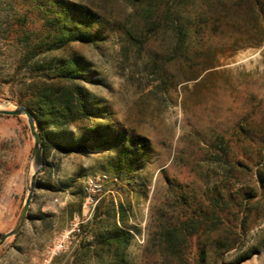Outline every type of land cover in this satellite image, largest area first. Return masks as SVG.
Segmentation results:
<instances>
[{
	"label": "rangeland",
	"instance_id": "obj_1",
	"mask_svg": "<svg viewBox=\"0 0 264 264\" xmlns=\"http://www.w3.org/2000/svg\"><path fill=\"white\" fill-rule=\"evenodd\" d=\"M113 5L115 15L124 18L130 13L127 3ZM29 10L24 0H0V105L7 104L8 109L24 106V88L31 79L26 67L18 68L25 37L33 39L41 31L40 21ZM234 23H221L219 35H229ZM104 34L106 44H74L72 50L99 74V83L87 88L109 112L113 125L150 140L144 165L128 184L112 172L106 150L50 151L22 230L0 246V264H98L94 237L111 228L107 213L119 206L126 210L122 228L132 236L126 251L129 263L158 264L162 255L152 239L154 217L167 197L170 201L178 187L198 193L216 184L235 187L243 181L235 169L227 176L222 172L214 157L219 154L215 141L223 136L229 144L225 160L233 162L239 150V159L249 160L253 146L243 133H264V41L255 47L221 50L213 70L202 72L195 81L180 75L168 84V65L161 72L145 68L146 52L138 59L131 55L125 59L119 51V34ZM152 46L163 49L160 41ZM32 146L23 117L0 116V234L14 226L22 208L33 172ZM248 166V174H254L256 167ZM100 175L106 176L103 192L92 213L84 216L85 181ZM255 200L259 204L251 210L241 245L211 257L209 264H264V194ZM73 223L79 233L69 235L64 249L53 254L55 243ZM191 244L185 256L195 264L197 248L195 241Z\"/></svg>",
	"mask_w": 264,
	"mask_h": 264
},
{
	"label": "trees",
	"instance_id": "obj_2",
	"mask_svg": "<svg viewBox=\"0 0 264 264\" xmlns=\"http://www.w3.org/2000/svg\"><path fill=\"white\" fill-rule=\"evenodd\" d=\"M24 1L40 21L41 31L33 39L25 37L18 68L26 67L31 79L20 102L33 114L43 162L52 150L70 154L103 149L111 154L112 172L128 184L143 167L151 142L113 125L109 112L87 88L99 83V74L72 45L100 47L107 43L105 31L117 32L124 58L138 59L146 52L145 68L161 72L168 65L169 84L180 75L195 81L202 72L213 70L217 53L224 49L235 51L264 41V0ZM119 1L130 5L124 18L114 14L113 4ZM226 20L236 22L234 31L220 36ZM156 41L162 50L152 46ZM243 137L253 146L249 160L239 159L240 150L233 162L225 160L231 148L223 136L215 141L219 154L214 156L226 176L235 169L244 177L240 184L224 182L198 193L178 187L160 206L152 238L162 255L158 264H189L185 253L192 241L197 248L195 264H209L211 257L241 245L251 210L259 204L255 198L264 194V133L244 132ZM250 164L256 170L249 175ZM44 187L52 189L49 184ZM125 214L121 206L112 209L111 215L107 213L111 228L95 235L98 264H130L126 251L132 236L122 228Z\"/></svg>",
	"mask_w": 264,
	"mask_h": 264
},
{
	"label": "water",
	"instance_id": "obj_3",
	"mask_svg": "<svg viewBox=\"0 0 264 264\" xmlns=\"http://www.w3.org/2000/svg\"><path fill=\"white\" fill-rule=\"evenodd\" d=\"M0 106V116L23 117L25 119L27 129L33 141V146L31 150V163L33 172L26 187V196L14 226L8 232L0 234L1 246L8 239L16 236L22 230L24 223L27 220L34 191L37 188V178L43 165V157L42 141L40 134L37 131L32 112L25 106L21 105L14 106L13 109H8L7 104H1Z\"/></svg>",
	"mask_w": 264,
	"mask_h": 264
},
{
	"label": "built area",
	"instance_id": "obj_4",
	"mask_svg": "<svg viewBox=\"0 0 264 264\" xmlns=\"http://www.w3.org/2000/svg\"><path fill=\"white\" fill-rule=\"evenodd\" d=\"M105 183V175L90 176L86 179L83 188L84 199L82 203V210L83 212H85L84 216L86 215V213H92L94 208L97 206ZM77 233H79L78 225L74 223L71 224L70 229L66 231L65 235H63L62 238L57 243H55L52 250L53 254H58L59 252H61L64 249V240L68 238L69 235H75Z\"/></svg>",
	"mask_w": 264,
	"mask_h": 264
},
{
	"label": "bare ground",
	"instance_id": "obj_5",
	"mask_svg": "<svg viewBox=\"0 0 264 264\" xmlns=\"http://www.w3.org/2000/svg\"><path fill=\"white\" fill-rule=\"evenodd\" d=\"M0 108H1V106H0Z\"/></svg>",
	"mask_w": 264,
	"mask_h": 264
}]
</instances>
